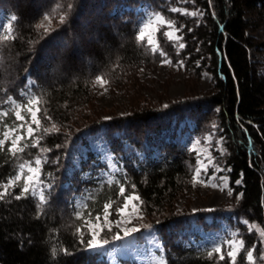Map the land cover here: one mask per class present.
<instances>
[{"label": "trees", "instance_id": "obj_1", "mask_svg": "<svg viewBox=\"0 0 264 264\" xmlns=\"http://www.w3.org/2000/svg\"><path fill=\"white\" fill-rule=\"evenodd\" d=\"M36 1L0 0V10L18 18L9 33L16 39L0 46V60L10 70L0 73V99L12 96L26 104L20 92L30 80L35 81L31 90L44 97L42 107L52 117L51 122L42 123L59 127L41 141L50 149L41 156L50 161L43 165L41 179L53 183L54 188L39 216L37 197L0 200V264H110L99 251H85L77 234L80 228L89 239L86 221L101 216L105 203L114 201L111 212L120 207V184H108L109 179L123 184L125 195L138 193L145 214H160L150 224L157 231L164 264H230L226 253L224 261L215 254L209 259L210 248L198 245L201 237L192 231V213L173 212V202L186 187L196 162L194 151L180 138L186 131L198 135L207 128L209 119L198 115L201 106L207 104L225 139L223 158L230 184L242 194L224 220L232 230L239 229V237L248 248L250 236L238 219L256 223L264 230V71L249 58L250 49H264V40L251 35L264 26V0ZM57 2L65 6L72 3L74 10L67 24L53 22L52 28L58 31L41 39L43 32L37 33L34 25ZM177 5H194L202 16L194 21L172 12L171 7ZM140 8L158 12L183 26L185 47L178 54L186 62L188 75L198 78L200 70L207 69L213 85L197 100L190 98L162 109L140 105L124 118L101 119L90 111L94 78L100 75L116 82L134 77L137 69L161 58L137 45ZM157 39L167 57L174 59L177 50L161 33ZM83 56L85 60L80 61ZM9 107L0 104V108ZM186 120L193 123L191 128ZM182 122L184 126L180 127ZM134 123L147 124L150 129L138 132L131 127ZM5 124L9 128L18 124L14 112L0 120V136L6 130ZM98 128L103 130L114 171H108L106 162L89 150L77 164L72 162L71 148L84 144L83 134L98 132ZM116 130L124 133L115 138ZM8 144L0 151V184L16 174L19 163L41 155L39 148L29 147L20 159H15L7 153ZM237 181L240 183L236 185ZM12 191L19 194L20 188ZM81 203L84 208L79 207ZM77 212H82L81 219L76 218ZM193 224L206 232L218 226L214 218L209 222L200 214L195 215ZM53 247L57 249L55 257L51 254ZM62 249L70 254L65 255ZM243 252L237 264H247ZM116 264L138 263L128 257L118 258Z\"/></svg>", "mask_w": 264, "mask_h": 264}, {"label": "rangeland", "instance_id": "obj_2", "mask_svg": "<svg viewBox=\"0 0 264 264\" xmlns=\"http://www.w3.org/2000/svg\"><path fill=\"white\" fill-rule=\"evenodd\" d=\"M37 1L40 3L43 0ZM172 8L182 9L187 12L201 13V11H199V9L194 5H177L172 6L171 9ZM139 11L141 12L140 22L149 14L157 13L146 8H140ZM178 13L180 14V12ZM183 16H187L195 19L194 21H198L202 14H198L196 16ZM41 19L42 15L38 18L37 23H39ZM9 22L10 17L6 16L0 10V25L4 26L2 34H9ZM53 22H58V16L53 17L50 25L51 28ZM45 23L47 24L48 22ZM179 25L181 26V24ZM176 26L180 27L177 24ZM169 30L170 29L166 27H162L161 33ZM158 34L159 33L153 35L151 29H149L148 35H153V39H157ZM176 35L182 36V40L179 42L169 41L172 48L177 50V52H175V60L167 57L172 61L171 64L162 63L163 58L161 57L157 62H152L146 67L137 69L134 77L125 79L120 78V80H117L116 82L110 80L109 83L104 86L107 91H105L104 88H101L99 84L93 83L94 99L91 103L90 111H95L94 113L101 119L110 120L114 117L124 118V116L128 115L131 110H134V107H138L140 105H153L156 106V108L162 109L165 105L168 106L173 103L186 101L190 98L197 100L198 97L205 96L207 94L206 92L210 90L213 85L212 74L207 69H201L198 78H193L188 75L186 62L180 54H178V52L182 50L178 48V43H184L183 33L180 31L176 33ZM251 35L258 40H264V26L258 27ZM101 42L100 44L103 45ZM249 58L255 66L259 67L261 71H264V49H250ZM81 60H85L84 56L80 59V61ZM181 63L183 66H181ZM201 108L202 110L198 113V115H201V117H203V119L205 118V120L209 119L205 123L207 128L201 129V132H199L198 135H192L186 131L180 138V141L184 146L194 151L196 162L195 168L191 178L187 182L186 187L173 202V212H177L181 215L192 213L193 215L190 217L189 221H192V223L190 222L192 231L194 233H198L201 237L198 245L204 244L208 248H211L213 244L218 241L229 239L230 233L234 231L229 226V223L225 222L224 218L230 216V209L235 208V205L238 203L237 196H240V192H235L236 190L230 184L228 167L224 163L223 158L224 155H226L225 139L221 134V129L217 126L215 116L211 114L212 111H209V106L207 104L202 105ZM26 113V111H22L23 115ZM25 118L28 119L29 117L25 116ZM18 123L20 122L18 121ZM185 123H187L190 128L193 126V123L189 120H186ZM183 126V122L180 123V127ZM33 127H35V125H33ZM50 127L51 124L49 125V128ZM123 127H125V125H123ZM131 127H135L134 129L141 133L143 130L150 129L147 124L141 123H134ZM119 131L122 133L117 132V130L114 132L115 138L124 133L123 130ZM102 133V128H98V132H85L83 134L85 139L84 144H79L71 148V152L73 154L72 162L74 164H77L81 157L84 158V154L87 150H89L98 154L100 159L106 162L108 171H114L115 165L111 160V155L106 150V142L102 138ZM0 139H3V135L0 136ZM197 168L202 171L199 177V182L194 183L192 177ZM217 168L219 170H216ZM25 175H27V172H25ZM225 178L227 181L226 185L222 183V180ZM214 184L216 185L215 187L213 186ZM235 184L237 185L238 183L235 182ZM228 190H231V196L228 195ZM123 203L124 199L120 206H122ZM140 207L141 212L139 215H142V219L132 218L131 224H122L120 227L113 226L112 232L110 233L107 232V229L105 228L104 232L101 234L103 238L109 240V243L105 245L103 249H100L99 252L104 255L105 260L110 264H116L118 258L127 259L128 257L133 259L138 264H159V262L163 260L161 253L162 247L157 238V231L154 226H151L150 228L145 227L146 225H151V221L157 220L160 214H145L142 205H140ZM204 209H215L218 212L214 213L215 211H203ZM196 214L205 215L206 221L209 222L214 218V221L218 225L217 228H213L214 230L212 229L206 232L199 225L193 224V218ZM212 214H215V216L213 217ZM103 215L104 213L101 214L99 222L96 221V219H93L86 223L85 227L89 238L90 229L95 228L96 230H99V227L103 225ZM136 215V213H133V217ZM108 219L115 222L116 220L121 219V217L117 215L115 211L112 212ZM123 219H129L128 212H125ZM232 219L235 221L236 217L234 216ZM238 220L240 222L242 220L246 221L244 219ZM242 224L245 226L251 239L248 248H251L253 244H256L257 247L254 255L259 257L264 254V242H261L259 235V231L263 229L256 223ZM182 225L185 227V222H182ZM252 225L255 227L250 232L248 229L249 226ZM123 227H137L140 229V232L133 234L131 237L113 240L112 236L116 234L123 237L124 234L123 231H121V228ZM238 238L242 239L241 237ZM222 251L226 253L227 248H222ZM243 253L244 260L247 261L246 252ZM259 264H264V261H260Z\"/></svg>", "mask_w": 264, "mask_h": 264}, {"label": "snow or ice", "instance_id": "obj_3", "mask_svg": "<svg viewBox=\"0 0 264 264\" xmlns=\"http://www.w3.org/2000/svg\"><path fill=\"white\" fill-rule=\"evenodd\" d=\"M74 4L68 3L66 6L59 2L56 3L53 10L50 12H45L42 15V19L39 23L34 25V28L37 33H40L41 30L43 35L41 39L45 36L50 35L54 31H58V29L51 28V21L53 19V13L58 15V23L63 26L68 23L71 11L74 10ZM172 12H180L181 15H193L196 16L198 12H187L182 9L172 8ZM18 18L13 15L10 17V22L8 24V31L11 33L13 31V27L15 22H17ZM45 22H48L47 24ZM166 27L170 29L169 31H164L161 33V28ZM182 25L177 27L175 21L171 19H167L162 16L160 13H152L149 14L144 20H142L138 26L135 35V40L138 46H143L153 55H158L162 57V63L171 64L172 61L167 58L166 51L162 48L159 39H153V35L157 33H161L163 37H166L168 41L179 42L182 40V36L176 35V33L180 32L182 29ZM3 25H0V46L5 45L6 42L16 39L14 35L11 34H2L3 33ZM149 29L153 35H148ZM190 31V29H189ZM147 35V40H146ZM185 47L184 43H178V48L183 49ZM181 66L182 63H181ZM9 68L7 65L0 60V73L7 74L9 72ZM109 81L105 79L103 76L98 75L95 78L94 84H99L101 88H104L105 91L107 89L104 87L107 85ZM35 84V81H29L27 85H25V89H22L20 95L22 98L26 99V104H21L16 101V99L12 96H7L6 99H0V104L6 103L10 107L9 108H0V120L7 117L11 112H14L15 118L20 123L16 124L15 127L9 128L8 125H4L5 131L3 132V139H0V151H4V146L6 143H9L7 147V153H9L13 158L20 159V154L25 153L26 149L31 148H39L41 155L37 156L33 161L24 160L23 162L17 165L16 174L10 178H8L7 183L0 184V200H5L7 198H12L15 200H21L29 195L38 198V203L36 204V208L38 209L37 216L43 211L45 205L47 204L49 197L51 196V190L54 188L53 183H45L44 180L41 179L42 168L43 165L49 163L45 159H42L41 156L50 151V149L45 148L41 145V141L45 136L52 134L53 132L59 131V128L55 123H51V127H46L42 123L43 120H47L49 122L52 121V117L47 113V109L43 108V104L45 103V99L43 96H37L32 92V85ZM167 107V105H165ZM22 111H26L28 113V119L25 118V115L22 114ZM35 125V127H33ZM30 141V143L28 142ZM251 143V142H250ZM59 147V146H58ZM34 165V166H33ZM216 170H219L218 168ZM201 169L197 168L195 174L192 179L195 182H199V177L201 175ZM27 172V175H25ZM23 179V184H20V181ZM108 184H120L119 186V196L123 197L124 203L122 206L115 209L117 215L121 217V219L116 220L115 222L110 221L108 218L111 216V209L113 207L114 201H110L109 203H105L103 209V219L104 223L99 227V230L95 228L89 230V239H85L84 232L77 228V234L80 239V243L84 245V250L87 252L95 253L100 249H103L105 245L109 243L108 239L103 238L101 235L105 228L107 232H112V227H120L122 224H131L132 218L142 219V215H139L141 212V207L143 201L138 193L134 191L125 195L126 187L121 184L118 180L109 179L107 181ZM222 183L226 185V178L222 180ZM240 183V181H237ZM216 186L215 184L213 185ZM19 187V194H14L13 189ZM133 185V189H134ZM45 189L48 191L46 192ZM223 190V189H222ZM228 195L231 196V190H228ZM242 197L237 196V200ZM138 202V203H137ZM79 207L84 208V204H79ZM198 211V210H194ZM203 211L213 212L215 209H204ZM125 212H128L129 219H123ZM133 213L137 215L133 217ZM90 215V214H89ZM82 212H77L76 218L81 219ZM96 221H100L101 217L97 215L95 217ZM86 223H88L86 221ZM241 223L248 224L247 221H241ZM146 228H150L151 225H146ZM255 226H249V231L251 232ZM123 231V237L116 234L112 236L113 240H120L125 237H131L133 234L140 232V229L137 227H123L121 228ZM260 240L264 242V230L259 231ZM239 229L230 233V238L223 241H218L213 244V246L207 250V257L212 259L214 254L218 256L219 261H224L226 256L230 260V264H237L238 256L242 251L246 252V260L247 264H259L260 261H264V254L256 257L254 255L256 251V244H253L251 248L245 247V242L243 239H239ZM226 247V256L225 252L222 251V248ZM65 255H69L67 249H62ZM52 256L55 257L57 255V249L53 247ZM159 264H164V261L161 260Z\"/></svg>", "mask_w": 264, "mask_h": 264}]
</instances>
